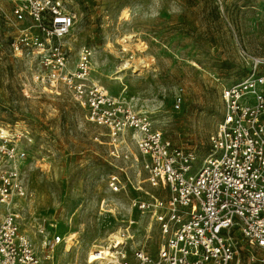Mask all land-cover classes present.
I'll list each match as a JSON object with an SVG mask.
<instances>
[{"label": "rangeland", "instance_id": "obj_1", "mask_svg": "<svg viewBox=\"0 0 264 264\" xmlns=\"http://www.w3.org/2000/svg\"><path fill=\"white\" fill-rule=\"evenodd\" d=\"M63 1L76 15L66 40L71 59L83 46L93 48L94 79L148 114L173 146L203 161L223 118V88L241 82L253 59H264V0ZM14 6L15 0H0V130L26 158L29 194L15 203L21 233L40 257V228L65 238L54 264H88L94 250L111 254L115 237L134 222L126 250L145 243L153 252L161 242L158 225L132 202L146 193L159 197L160 189L146 182L133 142L128 160L112 156L107 130L90 124L69 94L36 86L11 52L24 24L15 21ZM113 176L118 192L110 187ZM242 246L240 264H264V252Z\"/></svg>", "mask_w": 264, "mask_h": 264}, {"label": "built area", "instance_id": "obj_2", "mask_svg": "<svg viewBox=\"0 0 264 264\" xmlns=\"http://www.w3.org/2000/svg\"><path fill=\"white\" fill-rule=\"evenodd\" d=\"M13 16L24 24L11 52L30 68L36 86L69 94L90 124L107 130L112 156L128 160L133 142L146 182L160 189L159 197L146 193L148 198L132 202L141 217L158 225L160 245L153 252L145 243L126 250L135 237L130 222L108 248L112 256L95 259L103 251L94 250L88 264H240L242 244L264 252V74L259 71L264 59H253L241 82L223 88V118L209 137L208 156L198 163L195 153L173 146L156 130L148 114L94 79L93 48L83 46L76 62L71 59L66 40L76 15L63 0H15ZM182 103L178 98L176 108ZM25 160L14 137L1 129L0 264H54L65 238L40 228V257L21 233L15 203L29 194ZM120 186L118 177L110 178L115 192Z\"/></svg>", "mask_w": 264, "mask_h": 264}, {"label": "bare ground", "instance_id": "obj_3", "mask_svg": "<svg viewBox=\"0 0 264 264\" xmlns=\"http://www.w3.org/2000/svg\"><path fill=\"white\" fill-rule=\"evenodd\" d=\"M95 255V254H94ZM112 255L107 252V251H104L99 257L95 258V259H103V260H106V259H109Z\"/></svg>", "mask_w": 264, "mask_h": 264}]
</instances>
